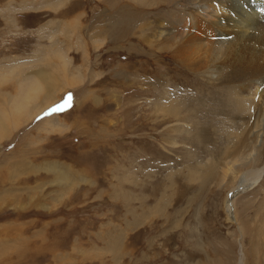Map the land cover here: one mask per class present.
I'll return each mask as SVG.
<instances>
[{
    "label": "rangeland",
    "instance_id": "obj_1",
    "mask_svg": "<svg viewBox=\"0 0 264 264\" xmlns=\"http://www.w3.org/2000/svg\"><path fill=\"white\" fill-rule=\"evenodd\" d=\"M155 1L0 0V264H239L240 242L243 264H264V176L241 188L264 144L225 174L249 150L251 118L232 117L230 135L202 131L213 114L198 97L216 102L197 69L154 43L173 12ZM59 50L66 71L45 59ZM26 74L42 92L15 111ZM167 90L196 113L159 111ZM83 109L87 130L60 125Z\"/></svg>",
    "mask_w": 264,
    "mask_h": 264
},
{
    "label": "bare ground",
    "instance_id": "obj_2",
    "mask_svg": "<svg viewBox=\"0 0 264 264\" xmlns=\"http://www.w3.org/2000/svg\"><path fill=\"white\" fill-rule=\"evenodd\" d=\"M189 1H155L156 3L165 2L173 12L167 15V17H161L159 21L157 20L155 26H152L154 30L152 31L154 34L153 41L161 48H173L174 52L180 54L176 55H179L186 65L197 69L198 72H195L199 73L201 79L205 81V89L211 97H206V99H211L216 104L203 108V98L198 97L200 99L197 100L199 102L198 107L200 106L199 112L213 114L211 120L201 117V129L203 132L207 130V126L212 125L220 132L230 135V133H233L230 131V127L233 128L235 125L233 123L234 120L231 121L232 117H235V115L241 118L250 116L251 119L246 120L247 124L245 127V130L252 128V135H250L252 137L251 142H248L247 145V147L249 146V150H238L235 155L230 157L232 160L229 161V159L228 162L234 164H229L228 170L226 173L224 172L227 174L228 171L234 172V168L239 165L237 163L251 165L252 162L258 159L260 147L264 144V11H261L264 0ZM55 45L57 44L53 43V46ZM41 50L42 54L38 58L42 60L45 49L42 48ZM46 55L48 54L46 53ZM45 59L53 60L55 63L60 61L65 71L71 63L70 60H66V55L61 50L54 53L51 58L49 56ZM68 72L70 71H67L65 76L68 75ZM53 76L52 73L46 74L45 82L52 83L53 79H55V76ZM26 77H30V75H24L23 79L25 80L21 83H24L23 85L30 90L27 95L18 99L17 102H13L15 103L13 105L15 111L22 110L25 104L28 105L30 100L37 98L38 94L42 92V81L38 82L35 80V76L33 79ZM66 86L68 87V84ZM18 87L20 88L21 86ZM26 87L25 91H27ZM168 90L165 91V94H162L164 101L162 100L159 103V111L178 115L181 111H192L193 107H197L196 104L190 105L188 103L189 100L185 97L187 95L182 93L180 99H175L171 97V94L169 95ZM202 92H204L203 86ZM61 110L66 111L65 109ZM192 113L195 114L196 112L193 110ZM4 115L0 109V138L8 132L5 129L8 120ZM47 122H50V120L47 119L45 122L49 124ZM252 168V166L248 167L249 170L245 175L246 181L244 180L245 182L241 188H245L246 190L251 189L262 180L264 166L258 170ZM201 178L205 179L206 177L204 174H201ZM165 204L167 203L165 202ZM261 207V209H264V201ZM227 208L229 214L235 220L236 211H234L232 200H230L229 205L227 204ZM240 232L243 237L242 230ZM253 246H256V242ZM256 252L257 250L254 248L253 254L258 257V252L257 254ZM243 259L244 247L242 242H240L239 264H243Z\"/></svg>",
    "mask_w": 264,
    "mask_h": 264
},
{
    "label": "crops",
    "instance_id": "obj_3",
    "mask_svg": "<svg viewBox=\"0 0 264 264\" xmlns=\"http://www.w3.org/2000/svg\"><path fill=\"white\" fill-rule=\"evenodd\" d=\"M87 102V101H86ZM85 102V104L83 105V108H86L87 107V103ZM86 110V109H85ZM83 111V112H82ZM78 112V114H72L67 120V125L66 123H62L60 125H64L65 127H69L72 126L74 128H78L80 127L81 130H87L85 127L88 126L89 128V125H86L85 126V123H87L90 119L89 115L84 111V109ZM70 113V112H69ZM68 114V113H67ZM65 114V115H67Z\"/></svg>",
    "mask_w": 264,
    "mask_h": 264
},
{
    "label": "snow or ice",
    "instance_id": "obj_4",
    "mask_svg": "<svg viewBox=\"0 0 264 264\" xmlns=\"http://www.w3.org/2000/svg\"><path fill=\"white\" fill-rule=\"evenodd\" d=\"M261 11H264V5H262ZM68 99L70 100L71 97H69ZM59 110H61V109L60 108L52 109V111H59Z\"/></svg>",
    "mask_w": 264,
    "mask_h": 264
},
{
    "label": "water",
    "instance_id": "obj_5",
    "mask_svg": "<svg viewBox=\"0 0 264 264\" xmlns=\"http://www.w3.org/2000/svg\"><path fill=\"white\" fill-rule=\"evenodd\" d=\"M52 112H54V111L51 110V112H49L48 114H51Z\"/></svg>",
    "mask_w": 264,
    "mask_h": 264
}]
</instances>
